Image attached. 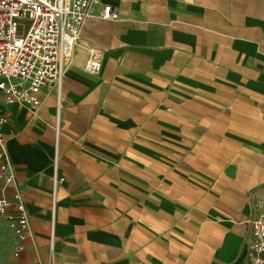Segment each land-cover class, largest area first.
I'll return each mask as SVG.
<instances>
[{
	"label": "crops",
	"instance_id": "1",
	"mask_svg": "<svg viewBox=\"0 0 264 264\" xmlns=\"http://www.w3.org/2000/svg\"><path fill=\"white\" fill-rule=\"evenodd\" d=\"M64 63L36 111L0 92L5 192L28 218L23 239L9 228L7 264H247L264 204V0H97Z\"/></svg>",
	"mask_w": 264,
	"mask_h": 264
},
{
	"label": "built area",
	"instance_id": "2",
	"mask_svg": "<svg viewBox=\"0 0 264 264\" xmlns=\"http://www.w3.org/2000/svg\"><path fill=\"white\" fill-rule=\"evenodd\" d=\"M95 3L97 0H0V92L6 101H22L36 111L40 104L37 94L41 90L59 96L65 73L64 58L77 43ZM100 16L113 19L117 13L105 5ZM100 56L97 48L90 47L85 71L99 72ZM4 120L0 117V123ZM52 165L55 169L56 156ZM0 179V217L21 240L28 229V218L18 189L14 187L11 194L5 192L14 181V173L1 131ZM246 261L264 264V204L259 205L250 221ZM46 264H53L52 256Z\"/></svg>",
	"mask_w": 264,
	"mask_h": 264
},
{
	"label": "rangeland",
	"instance_id": "3",
	"mask_svg": "<svg viewBox=\"0 0 264 264\" xmlns=\"http://www.w3.org/2000/svg\"><path fill=\"white\" fill-rule=\"evenodd\" d=\"M12 243L13 237L11 230L4 219L0 217V264H7Z\"/></svg>",
	"mask_w": 264,
	"mask_h": 264
}]
</instances>
